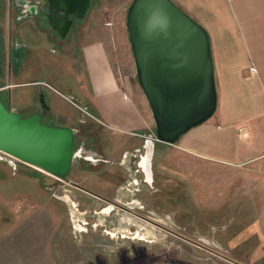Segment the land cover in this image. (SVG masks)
I'll list each match as a JSON object with an SVG mask.
<instances>
[{
	"label": "rangeland",
	"instance_id": "obj_1",
	"mask_svg": "<svg viewBox=\"0 0 264 264\" xmlns=\"http://www.w3.org/2000/svg\"><path fill=\"white\" fill-rule=\"evenodd\" d=\"M129 1L89 0L67 36L102 39L119 85H131L142 96L124 26ZM34 60L58 66L53 74L33 63L22 76L45 80L55 89L49 100L44 98L53 120L40 121L67 124L75 112L88 118L61 97L75 86L58 81L69 74V59L35 54ZM75 164L60 179L0 151V264H264L250 220L259 212L260 185L245 180L246 169L206 166L168 143L154 148L150 184L137 178L136 184L105 186L100 177L108 169L99 167L92 176L93 171L76 170ZM70 180L95 195L76 189ZM114 192V200L102 197ZM214 193L220 198L207 201ZM208 210L216 218L203 216ZM205 226L222 227L223 244L201 234ZM232 232L238 242L231 241Z\"/></svg>",
	"mask_w": 264,
	"mask_h": 264
},
{
	"label": "crops",
	"instance_id": "obj_2",
	"mask_svg": "<svg viewBox=\"0 0 264 264\" xmlns=\"http://www.w3.org/2000/svg\"><path fill=\"white\" fill-rule=\"evenodd\" d=\"M172 1L208 32L216 103L206 120L168 144L178 154L206 166L246 169L245 180H259V212L250 220L251 234H257L264 250V0ZM109 37L114 43V36ZM98 46L93 41L83 47L81 55L69 53L73 94L87 98L80 101L86 106L87 119L103 128L101 152L106 161L101 167L108 171L100 177L102 183L117 187L136 184L137 178L142 180L137 160L143 137L152 130L151 116L143 96L131 85H119L105 46ZM96 174L97 169L92 176ZM70 181L76 189L92 194ZM220 195L214 193L207 201H216ZM114 196L115 192L102 195L106 200H114ZM203 216L216 218L210 210ZM235 233L232 242H238ZM201 234H211L220 244L225 241L222 227L205 226Z\"/></svg>",
	"mask_w": 264,
	"mask_h": 264
},
{
	"label": "water",
	"instance_id": "obj_3",
	"mask_svg": "<svg viewBox=\"0 0 264 264\" xmlns=\"http://www.w3.org/2000/svg\"><path fill=\"white\" fill-rule=\"evenodd\" d=\"M47 1L48 22L61 34L71 18L82 17L89 5V0ZM124 26L136 82L152 120V130L143 137L137 160L142 180L150 184L156 142L173 143L215 109L210 38L207 30L172 0H130ZM40 118L37 110L22 116L0 100V151L62 179L85 148H74L72 126L48 125Z\"/></svg>",
	"mask_w": 264,
	"mask_h": 264
},
{
	"label": "flooded vegetation",
	"instance_id": "obj_4",
	"mask_svg": "<svg viewBox=\"0 0 264 264\" xmlns=\"http://www.w3.org/2000/svg\"><path fill=\"white\" fill-rule=\"evenodd\" d=\"M47 14V0H0V100L4 106L17 109L22 116L37 110L41 113V117L52 119L54 115L51 112L50 103H45L44 98L49 100L54 94L53 85L42 79L24 80L22 76L33 63H36L33 68L39 71L48 70L53 74L58 66L53 63L45 65L43 61L35 62L34 55L50 54L54 59L66 60V58L69 59V53L81 55L83 47L90 45L93 41L103 49L104 42L101 39L94 40L95 38L91 36H67L69 30L75 27V22L84 15L80 18L72 17L70 24L61 34L60 30L49 24ZM70 68H72L71 64ZM61 77L62 80L58 81L62 86L74 84L72 74H63ZM68 87L69 95L61 94V97L80 111L86 112V106L80 101L87 98L84 96L77 98L73 94L74 87ZM18 106L27 110L28 113L24 115L19 111ZM75 113L71 114L73 121L67 124L74 129V148L81 145L85 150H81L72 162H76L77 170L88 168L89 171H96L106 161L101 152L102 145L105 143L103 128L91 119L75 115ZM61 124L66 123L56 125ZM91 152H93L92 156Z\"/></svg>",
	"mask_w": 264,
	"mask_h": 264
},
{
	"label": "bare ground",
	"instance_id": "obj_5",
	"mask_svg": "<svg viewBox=\"0 0 264 264\" xmlns=\"http://www.w3.org/2000/svg\"><path fill=\"white\" fill-rule=\"evenodd\" d=\"M144 162H145V159H144V157H142V159H141V163L144 164ZM146 177L148 178V170H146Z\"/></svg>",
	"mask_w": 264,
	"mask_h": 264
},
{
	"label": "trees",
	"instance_id": "obj_6",
	"mask_svg": "<svg viewBox=\"0 0 264 264\" xmlns=\"http://www.w3.org/2000/svg\"><path fill=\"white\" fill-rule=\"evenodd\" d=\"M157 143H160V142H156V145H157ZM105 264H107V263H105Z\"/></svg>",
	"mask_w": 264,
	"mask_h": 264
}]
</instances>
